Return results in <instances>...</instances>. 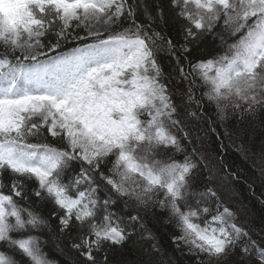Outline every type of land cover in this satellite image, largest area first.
I'll return each instance as SVG.
<instances>
[{"label":"snow or ice","instance_id":"snow-or-ice-1","mask_svg":"<svg viewBox=\"0 0 264 264\" xmlns=\"http://www.w3.org/2000/svg\"><path fill=\"white\" fill-rule=\"evenodd\" d=\"M0 49V264H51L52 238L80 264H177L158 224L191 264H264V227L220 195L235 173L192 162L264 126V0H0Z\"/></svg>","mask_w":264,"mask_h":264},{"label":"trees","instance_id":"trees-1","mask_svg":"<svg viewBox=\"0 0 264 264\" xmlns=\"http://www.w3.org/2000/svg\"><path fill=\"white\" fill-rule=\"evenodd\" d=\"M170 34H174V32ZM88 42H91V40H88ZM74 46V44L68 45V47ZM218 46L219 41L217 40L214 44L212 38L209 37L206 43L201 45L200 53L207 54L212 48ZM2 51L3 49H0V52ZM200 53H197V55ZM217 131H222V128L217 129ZM47 139L49 143L57 146L62 144L56 138L48 136ZM240 143L238 140L231 142L226 138L218 140L215 135H210L200 152L202 155L207 156L210 161H215L220 172L235 173V177L227 175L235 198L227 193L223 187L220 188V195L226 202L240 209L242 222L250 223L256 231H259L261 227H264V179L255 172L250 164V161L255 159L258 165L264 166L261 161L262 145H264V126L261 125L259 117L252 122L249 137L244 142L246 151L241 150ZM221 144H223V148ZM221 183L223 185V182ZM236 200L237 202H235ZM51 207L50 204L41 205V209L46 215ZM53 223H55V220H53ZM155 231L160 238L162 248L177 261V264H191L187 256H182L174 250V246L170 241V236L174 231L171 226L158 224ZM69 244L70 242L66 239L57 241L52 238L48 240L44 251L47 253L51 264H80L82 258L75 250L70 248ZM143 246L139 233H137L129 239L122 251L129 256H133L137 255Z\"/></svg>","mask_w":264,"mask_h":264},{"label":"rangeland","instance_id":"rangeland-1","mask_svg":"<svg viewBox=\"0 0 264 264\" xmlns=\"http://www.w3.org/2000/svg\"><path fill=\"white\" fill-rule=\"evenodd\" d=\"M159 59H160L161 65H162L165 73H169L171 71L172 67H173L174 61H170V58L167 57V56H161V57H159ZM182 146L185 149L184 152L175 153L176 158L177 159H181V160L184 158V157H182V155H184V156L187 155L188 149H190V150L192 149V146L188 145L186 143L184 145H182ZM192 162L197 164V167L193 171V175H194V177L196 178V180L198 182L202 181L203 178L207 175V172H206V170L204 168V163L211 162L213 165H215L217 167V164L215 163V161H210L209 159H208V161H203V162L198 161V159H193ZM250 164L253 166L255 172H257L258 175L261 176V172H260L261 167L260 166H262V165L261 164L258 165V162L255 159H252L250 161ZM220 173H221V175L226 174L225 172H220ZM261 178L264 179V176H261ZM222 182H223L222 187L226 190V192L229 193L231 196H233V198H235L233 188L231 187L227 176L225 177V180L222 181ZM235 202H237V200ZM46 247H47V245L45 244L44 245V249ZM47 258L49 259L48 255H47Z\"/></svg>","mask_w":264,"mask_h":264}]
</instances>
